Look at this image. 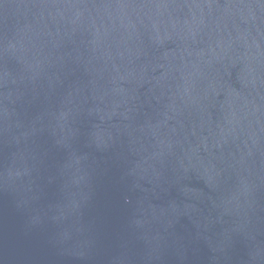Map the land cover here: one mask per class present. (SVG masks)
Wrapping results in <instances>:
<instances>
[{
	"label": "water",
	"instance_id": "water-1",
	"mask_svg": "<svg viewBox=\"0 0 264 264\" xmlns=\"http://www.w3.org/2000/svg\"><path fill=\"white\" fill-rule=\"evenodd\" d=\"M0 264H264V0H0Z\"/></svg>",
	"mask_w": 264,
	"mask_h": 264
}]
</instances>
